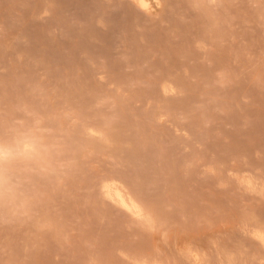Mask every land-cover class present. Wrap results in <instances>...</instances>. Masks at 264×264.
<instances>
[{
	"label": "rangeland",
	"instance_id": "rangeland-1",
	"mask_svg": "<svg viewBox=\"0 0 264 264\" xmlns=\"http://www.w3.org/2000/svg\"><path fill=\"white\" fill-rule=\"evenodd\" d=\"M147 2L0 0V264H264V0Z\"/></svg>",
	"mask_w": 264,
	"mask_h": 264
},
{
	"label": "bare ground",
	"instance_id": "bare-ground-1",
	"mask_svg": "<svg viewBox=\"0 0 264 264\" xmlns=\"http://www.w3.org/2000/svg\"><path fill=\"white\" fill-rule=\"evenodd\" d=\"M139 3L145 7L148 8L149 4L147 2V0H139ZM159 8V7H158ZM106 196L108 195L111 199H113L114 201L116 200L118 203H120L123 207H125L126 209L130 210L131 212H133L136 215H139V212L137 211V206L135 208V206L133 204H131L130 202H128L123 195H121V193L114 189L111 186H107L106 187ZM132 199V198H131ZM134 203V202H133ZM261 233V232H260ZM259 239L261 240V242L264 245V234L259 236Z\"/></svg>",
	"mask_w": 264,
	"mask_h": 264
}]
</instances>
